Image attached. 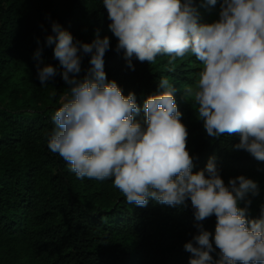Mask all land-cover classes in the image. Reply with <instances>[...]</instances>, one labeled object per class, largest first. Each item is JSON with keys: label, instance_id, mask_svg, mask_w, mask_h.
Masks as SVG:
<instances>
[{"label": "clouds", "instance_id": "1", "mask_svg": "<svg viewBox=\"0 0 264 264\" xmlns=\"http://www.w3.org/2000/svg\"><path fill=\"white\" fill-rule=\"evenodd\" d=\"M210 6L217 0H206ZM129 68L132 59L154 63L158 56L191 54L202 65L194 87L184 89L194 100L197 118L208 137L238 134L233 147L264 161V0H220L219 18L198 23L193 0H102ZM45 44L62 68L69 88L54 112L55 128L48 137L50 152L58 154L78 178L112 180L130 205L144 207L149 199L171 207L190 199L198 232L184 244L189 264H212L213 243L201 223L215 216V264H264V205L259 218H250V197L259 194L255 180L241 174L225 184L215 157L193 172L186 147L188 131L175 100V85L159 79L161 91L144 100V119L134 92L127 95L108 80L104 55L110 38L97 29L91 43L75 40L52 22ZM39 44V41H38ZM42 49L34 54L41 58ZM90 54L83 78L82 57ZM57 73L51 64L37 65L41 85ZM243 204V206H241Z\"/></svg>", "mask_w": 264, "mask_h": 264}, {"label": "trees", "instance_id": "2", "mask_svg": "<svg viewBox=\"0 0 264 264\" xmlns=\"http://www.w3.org/2000/svg\"><path fill=\"white\" fill-rule=\"evenodd\" d=\"M198 1L194 6L199 23L211 6ZM52 22L81 42L91 43L97 29L110 38L104 70L125 95L135 93L141 108L137 120L144 119L146 97L161 91V77L184 93L200 72L190 65L195 59L191 54L172 64L166 56L152 64L133 57L134 69L129 68L123 50H115L117 39L108 28L102 0H0V96L9 100L0 103V264H189L192 253L184 244L198 232L190 199L176 207L152 199L144 207L130 205L111 179L78 178L63 158L49 151L48 137L55 128L52 116L69 94L53 56L54 45L45 44ZM38 48L40 60L34 57ZM89 60L90 54L82 57L80 78L88 72ZM38 64L57 70L47 84L38 79ZM17 72H25L30 95L11 88ZM182 93L174 95L188 131L193 172L205 168L214 156L225 184L241 174L255 180L259 194L250 197L248 216L259 218L264 161L233 147L238 134L208 137L194 100L182 98ZM201 223L213 234L210 255L215 264L220 258L213 239L216 217Z\"/></svg>", "mask_w": 264, "mask_h": 264}, {"label": "rangeland", "instance_id": "3", "mask_svg": "<svg viewBox=\"0 0 264 264\" xmlns=\"http://www.w3.org/2000/svg\"><path fill=\"white\" fill-rule=\"evenodd\" d=\"M196 1L197 0H193V3L196 2ZM200 1H203L204 4L208 5L206 3V0H200ZM200 1H198V2H200ZM219 11H220V0H217V4L214 5V6H211L209 8L208 13H206L205 15H203V13H202L203 17L200 18L199 23H201V24H203V23H212L213 21H215V20H217L219 18ZM197 61L198 60H196V58L193 59L190 62V65L193 68H197L198 67V69H200V71H201L202 70V66L197 65L195 63ZM190 72L191 71H188L186 73V77H190V75H191ZM25 76H26L25 72H17V73H15L13 75V77L11 78V88H13L15 90H27L26 93L28 95H30L31 94V89H28ZM196 76L198 78V74H196ZM195 83H194V86H195ZM175 88H176L175 94L182 93L181 92V88H179L178 86H175ZM181 95H182L181 97L185 99L184 93H182ZM6 102H9V100L7 98H4V96H0V103L1 104H6ZM189 154H190V152H189Z\"/></svg>", "mask_w": 264, "mask_h": 264}]
</instances>
